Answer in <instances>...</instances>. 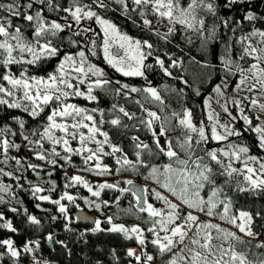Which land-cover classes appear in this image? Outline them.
Wrapping results in <instances>:
<instances>
[{"label":"snow or ice","instance_id":"1","mask_svg":"<svg viewBox=\"0 0 264 264\" xmlns=\"http://www.w3.org/2000/svg\"><path fill=\"white\" fill-rule=\"evenodd\" d=\"M247 2L225 0L223 7L231 10ZM111 4L117 7H110ZM36 5L39 9L32 11ZM254 7L251 5L244 11L242 20H234L219 14L217 0H91L88 4L68 0L67 6L59 0H0V107L6 111V116L0 117V156L4 157L0 162L13 160L18 169L23 168L21 175L0 168V176L12 177L18 182L24 172L39 176L40 170L47 171L42 165L9 156L10 151H19L24 146L36 160L51 166L48 176L56 168L71 167L74 156L82 160L81 172L96 176L126 172L144 175L152 186L148 183L137 186L132 179L105 180L93 185L85 176L79 173L69 176L65 171L63 187L82 186L90 196L81 198L96 210L113 203L101 198L105 190L118 193L114 200L117 207L122 200L131 198L128 208L121 211L135 215L140 223L126 226L116 223L113 215L106 218L105 222L110 225L107 229L101 227L100 219H95L94 227L86 230L116 233L127 241H134L136 247L126 251L129 264L133 261L135 264H264V239H260L264 236V223L256 224L257 219L264 221V209L255 213L236 209L230 192L225 191V185L235 184L230 191L237 194L264 193V156L251 154L247 144L237 142L244 132L253 133L256 147L264 152V30L257 26L264 25V15L252 10ZM45 8L58 17L61 12L65 15L50 18L44 14ZM109 10L119 11L142 32L166 45L173 44L177 35H182L189 51L185 52L184 47L175 43L177 53L166 51L154 55L159 50L151 40L122 31L102 14ZM209 16L213 20L211 24ZM16 20L21 23L14 24ZM85 20L94 21L99 32L91 25L72 31L67 38V49L63 41L54 42L58 34ZM245 21L251 30L237 36L238 26ZM233 23L237 27H232ZM160 26L166 30L161 31ZM81 36L83 39H79ZM218 45L223 47L217 55ZM193 47L202 59L191 55ZM101 54L103 61L121 76L143 78L147 82L137 87L105 78L104 69L92 60ZM186 57L206 74L208 70L222 74L220 82L204 99L202 111L206 117L198 122L193 109L187 106L179 112L167 113L168 105L161 90L147 76L150 70L158 68L165 77L188 86L187 79L179 74ZM52 60L57 61L55 67L45 72L44 66ZM41 72L45 74L40 75ZM230 88L233 95H228ZM97 90L117 98L108 109L111 119H105L103 108L72 102L74 98H83L98 104ZM163 90L178 97L185 92L184 87L167 85ZM134 95L141 98L135 99ZM195 95H201L199 89ZM119 99L131 101L140 114L127 110L119 104ZM213 103L221 108L223 115L212 107ZM149 104L157 105L159 110L150 109L146 106ZM8 110H18L33 121L44 118L29 129L22 116ZM241 121L244 127L238 129L236 125ZM105 125L125 131H146L151 142L132 135L130 156L123 147L113 143L109 132L104 130ZM17 136L22 143L12 139ZM211 142L218 146L203 147ZM105 157L113 158L114 165L104 163ZM161 157L166 158L165 162H160ZM220 178L224 179L223 184L218 182ZM28 183L34 199L50 202L66 221H71L68 205L79 208L75 204L77 196L65 190L59 198L52 199L40 193L56 191L55 181L50 182L47 190L31 181ZM11 187L0 181V193H9ZM17 187L23 186L17 183ZM5 202L0 195V203ZM36 207L40 209L41 205L37 203ZM10 211L19 210L13 207ZM24 212L27 214V209ZM52 219L56 220L57 216ZM0 221H3L0 229L18 231L3 213ZM27 221L40 224L31 214H27ZM257 227L259 231L255 230ZM65 230L71 231L68 223ZM46 239L67 248L64 241H55L52 234ZM0 248L3 249L0 260L7 255L13 264H18L23 253L32 254L33 264H49L35 255L40 249L39 240L27 241L22 248H17L11 238L2 239ZM113 256L116 258L115 249Z\"/></svg>","mask_w":264,"mask_h":264},{"label":"trees","instance_id":"2","mask_svg":"<svg viewBox=\"0 0 264 264\" xmlns=\"http://www.w3.org/2000/svg\"><path fill=\"white\" fill-rule=\"evenodd\" d=\"M87 1V2H86ZM22 2H27V0H22ZM64 6H67L68 0H59ZM83 3L88 4L91 3V0H82ZM225 0H217V3L220 5L219 14L223 17L231 16L234 20H242V16L244 11L248 10L251 5L255 7L252 10L257 11L259 14L264 15V0H248L246 4L241 6H234L231 10L225 9L223 7ZM110 7H117L115 4H111ZM39 9V5L34 6L32 11H36ZM44 14L49 16L50 18L58 19L59 17L64 16V13H60L59 17L55 13H48L46 8L44 9ZM105 15L106 18L112 20L120 28L127 32L131 33L133 37L140 38V39H150L153 43L154 47L159 51L154 53V55H162L164 52L170 53H177L178 50L175 48V43H179L181 47H184L185 52L189 51L187 47H185L182 35H177L174 40V43L171 45H166L163 41L158 40L155 36L149 37V35L145 32H142L140 28L134 26L130 21L126 20L122 15L119 14V11L113 12L109 10L107 13H102ZM62 22V20H61ZM213 22L212 17H208V23L211 24ZM21 21L16 20L14 24H20ZM91 25L90 23H81V25L73 26V29L66 30L62 34H58L56 38H54V42L60 44L63 41L65 48L67 49V38L71 35L72 31H76L78 29H82L87 27V25ZM88 25V26H89ZM264 30V25H257ZM232 27H237L235 23L232 24ZM161 31H165L166 29L163 26H160ZM251 30V25L248 22H243L237 28L236 35H242ZM96 31V30H95ZM231 33L229 32V35ZM29 35L30 33H26ZM84 35H91L90 33H85ZM75 38V37H74ZM79 39H83V37H79ZM221 46L218 45L216 48L217 55L220 53ZM237 50V48H236ZM239 50H237L238 52ZM191 55L196 56L197 59H202L199 55V52L195 47L191 50ZM101 55L97 57H93L92 60L94 63L101 60ZM98 59V60H97ZM211 59V57H209ZM151 62H153L151 60ZM150 62V63H151ZM57 61L52 60L50 64L45 65V72L52 71L55 67ZM100 66L104 69V65L98 62ZM213 63H218V61L213 60ZM15 71V68L13 69ZM45 72L39 73L40 75H44ZM105 74L108 76V79L113 81L121 80L122 82H127L131 85L140 87L143 86L147 81L143 78H136V77H123L119 73L115 72L111 67L105 68ZM179 74L183 75L185 79L188 81V86H184L180 84L179 81L173 80L171 78L165 77L162 72L159 71L157 68L156 70H150L147 73L148 80H150L153 86H156L158 89L161 90V95L165 99L168 108L166 112L170 113L171 111H181V109L185 106L190 107L193 109L197 122L201 119H205L206 113L202 111L203 108V101L207 98L211 92L212 87L220 82V77L222 74H215L211 73V70H208V74H206L204 69H201L198 65L193 64L190 60L186 57L184 59V68L179 70ZM167 85L169 88L175 87L177 89L184 87L185 92L182 97L176 96L174 93H170L164 91V86ZM234 86V83H233ZM199 89L201 92L200 96L195 95V90ZM231 89V88H230ZM97 95L100 97V102L97 103H89L88 101L84 100L83 98H74L72 102L78 104L79 106L83 107H100L105 110V119H111L112 116L108 115V109L111 108L113 103L117 102V98H113L111 95L105 94L103 91L97 90ZM135 99H140L141 97L135 96ZM119 104L125 106L127 110L131 112H136L138 115L140 114L138 107L133 104L131 101H126L125 99H119ZM150 109H154L158 111L157 105H146ZM14 115H20L26 121L28 128H34L37 124L40 123L44 117L42 116L39 120L33 121L30 117L26 114L21 113L18 110H8ZM46 115V113H45ZM6 111L0 107V117H5ZM4 122H9L5 120ZM124 123H128L127 120ZM15 128L16 126L13 125ZM238 129H242L244 127L243 122L241 121L236 125ZM104 130L108 131L113 143L119 144L121 147L124 148L125 152H128L131 156L132 152V144L130 141V137L132 135H139L141 139H143L146 143L151 142L150 134L146 131L136 132L135 130H127L125 131L123 128L121 129H114L110 125H105ZM12 139H15L17 143H22L21 137L17 136ZM235 140V139H234ZM237 142L247 144L252 152L253 155L264 156V152H261L256 147V140L253 133L244 132L241 139ZM75 146V145H74ZM203 147L209 148V145H204ZM9 156H16L25 162L30 161L31 163L38 164L44 166L47 171H52L51 166L45 165L43 161H38L34 158L32 153L28 150L27 146L22 147L19 151L12 150L9 153ZM4 157L0 156V161H3ZM166 158L161 157L160 162H165ZM104 163H107L109 166L114 165V159L110 157L104 158ZM83 167L82 160L79 156L73 157V165L71 167L65 166L64 168H56L55 171L51 176L47 175V171L40 170V175L37 176L35 173L28 171L24 172L22 178L17 182L12 177H4L0 176V181L4 184L11 185L10 192L15 193L16 197L14 200H17L20 206L17 207L19 210L18 212L14 213L10 211L9 206L6 204V208L1 209L0 212L3 213L5 219L11 220L13 226L18 230L16 233L9 231L8 229H0V240L11 238L17 248H22L25 242L30 240H39L40 241V249L37 254L42 253V258L40 257L39 260L48 261L49 264H129V258L126 256V247L129 246H136L134 241H127L121 235L116 233H109L107 231L96 232L92 233L91 231H86L94 227L93 224H87L82 222H77L73 218V212L77 208L74 204L68 205V217L71 218V221L68 222L65 220L64 216L56 212V214H51L52 205L50 202L46 201H38L33 198L31 193V185L28 183L29 181L32 184H39L46 190L51 187V181L56 182V191L48 192L45 191L40 193L41 195H50L52 199L59 198L60 194L67 190L71 194L77 196V200L75 204H78L82 208L88 210L95 219H100L102 221L101 227L103 229H107L110 227L105 221L108 216H116L115 222L122 223L126 226H131L136 223H140L135 215H126L124 214L121 209H127L129 206L130 197L122 200L120 202L119 207L116 206L114 203L115 196L118 193L113 192L112 190H105L102 193V199L109 200L113 202L110 207L102 208L101 210H96L95 208L89 207L87 204L84 203V200L81 197L90 196L86 189L82 186L72 188V189H65L63 187L65 183L64 173L65 171L68 173L69 176L77 173L85 174V172L79 171ZM0 168H3L5 171L13 172L14 175H21L23 172V168H19L15 164L13 160H9L8 163L0 162ZM90 175L85 177L90 183L93 185L108 180L109 182H113L116 179H125L126 177H137L139 180H145L144 175H136L131 172L122 173L119 175L113 174L112 176H96L94 174L89 173ZM84 176V175H83ZM94 176V177H93ZM239 179L242 180V177ZM141 182V181H140ZM150 182V181H147ZM219 183L223 184L224 179L220 178L218 181ZM17 183L22 185L23 187H17ZM121 186H124L123 184ZM150 186L151 182H150ZM235 184L231 186L225 185V191L230 192V195L233 198L234 206L236 209L250 211L255 213L256 211L264 209V193H240L237 194L236 192H231L230 189L234 188ZM94 199V198H93ZM39 203L41 208L38 209L36 204ZM63 203L67 204V201H63ZM24 209H27V214H31L36 216L40 220L39 225H32L27 221V214H25ZM43 209V210H42ZM57 216L56 220H53L52 217ZM0 223H3L1 221ZM68 223L69 228L71 231L65 230V224ZM264 223L259 219L256 220V224L260 225ZM255 230L259 231L257 227ZM86 233L83 237H81V233ZM52 234L55 241H64L67 245V248L62 247L60 244L51 242V245L47 243L46 237ZM260 239H264V236H261ZM113 249H115V257L113 256ZM149 251H154L153 249L149 248ZM3 249L0 248V252ZM252 258V257H250ZM32 262V254H23L19 258L18 264H30ZM0 264H13V260L9 258L7 255L0 260ZM133 264L135 262L133 261Z\"/></svg>","mask_w":264,"mask_h":264},{"label":"rangeland","instance_id":"3","mask_svg":"<svg viewBox=\"0 0 264 264\" xmlns=\"http://www.w3.org/2000/svg\"><path fill=\"white\" fill-rule=\"evenodd\" d=\"M86 2H87V1H86ZM62 22H63V21H62ZM82 23H84V24H86V23H90V24H92V28H93L94 30H96L97 32H99V26L96 25L94 21H87V20H85V21H82ZM88 25H89V24H88ZM88 25H87V27H88ZM73 26H77V25L74 24ZM121 30H122V29H121ZM122 31H123V30H122ZM124 32H125V31H124ZM126 33H127V32H126ZM127 34H129L130 36L133 37V35H132L131 33H127ZM253 43H255V40H253ZM222 47H223V46H221V49H222ZM237 50H239V47H238V46H237ZM220 51H221V50H220ZM100 59H101V60H98V59H97V60H98V62H100L101 64L104 65V71H105V68H107V67H109V66L103 61L102 54H101V58H100ZM98 62H96V64L99 65ZM149 62H151V60H149ZM99 66H100V65H99ZM100 67H102V66H100ZM105 78H108V76L106 75ZM228 95H233L231 89L228 90ZM241 95H245V93H241ZM212 107H213L217 112H220L221 115H223L221 108H220L217 104L213 103ZM153 110H154V109H153ZM168 113H169V112H168ZM233 114H235V112H234ZM224 118L227 119V117H224ZM262 118H264V117H262ZM254 136H255V134H254ZM233 139H236V138H233ZM208 145H209V148H215V147L218 146L215 142H211V143H209ZM206 146H207V145H206ZM79 174H81V173H79ZM81 175H84L85 177H87V176H89L90 174H89V173H85V174H81ZM93 177H94V176H93ZM125 179H132V180H134L135 182H140V181H141L142 184L148 183L149 186H150V182H147V181H145V180H139L137 177H133V176H131V177H126ZM7 185H9V184H7ZM0 195H3V196H4V200L6 201L5 203H0V210L6 208V207H7L6 204L9 206V208H13V207L17 208L18 206H20L19 202H18L17 200H14L15 197H16L15 193H13V192H9V193H7V194H5V193H0ZM50 204H51V203H50ZM51 205H52V204H51ZM79 209H82V207L79 206ZM51 210H52V211H51V214H56V212H57V210H56V206L52 205ZM55 210H56V212H55ZM0 213H2V212H0ZM62 216H63V215H62ZM0 222H1V221H0ZM130 247L135 248L136 246H129V247H126L125 251H127V249L130 248ZM37 252H38V251H37ZM35 255H36L37 259H39L40 257L42 258V253H41V254H37V253H35ZM30 264H33V263H30Z\"/></svg>","mask_w":264,"mask_h":264},{"label":"water","instance_id":"4","mask_svg":"<svg viewBox=\"0 0 264 264\" xmlns=\"http://www.w3.org/2000/svg\"><path fill=\"white\" fill-rule=\"evenodd\" d=\"M137 186L143 185L142 182H136ZM79 217L80 219H77ZM87 219H84V218ZM74 218L78 222L87 223V224H93V221L95 220L94 216L85 208L78 209L74 212Z\"/></svg>","mask_w":264,"mask_h":264},{"label":"bare ground","instance_id":"5","mask_svg":"<svg viewBox=\"0 0 264 264\" xmlns=\"http://www.w3.org/2000/svg\"><path fill=\"white\" fill-rule=\"evenodd\" d=\"M79 208H76L75 210H74V212L76 211V210H78ZM74 212H73V217H74ZM68 213V212H67Z\"/></svg>","mask_w":264,"mask_h":264},{"label":"flooded vegetation","instance_id":"6","mask_svg":"<svg viewBox=\"0 0 264 264\" xmlns=\"http://www.w3.org/2000/svg\"><path fill=\"white\" fill-rule=\"evenodd\" d=\"M68 214V213H67Z\"/></svg>","mask_w":264,"mask_h":264}]
</instances>
